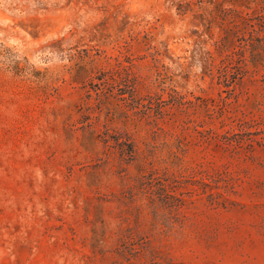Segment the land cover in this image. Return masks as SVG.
Wrapping results in <instances>:
<instances>
[{
    "label": "rangeland",
    "instance_id": "374dc122",
    "mask_svg": "<svg viewBox=\"0 0 264 264\" xmlns=\"http://www.w3.org/2000/svg\"><path fill=\"white\" fill-rule=\"evenodd\" d=\"M0 264H264V0H0Z\"/></svg>",
    "mask_w": 264,
    "mask_h": 264
},
{
    "label": "trees",
    "instance_id": "16d2710c",
    "mask_svg": "<svg viewBox=\"0 0 264 264\" xmlns=\"http://www.w3.org/2000/svg\"><path fill=\"white\" fill-rule=\"evenodd\" d=\"M129 155L131 156L132 154L129 153Z\"/></svg>",
    "mask_w": 264,
    "mask_h": 264
}]
</instances>
